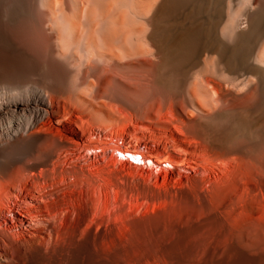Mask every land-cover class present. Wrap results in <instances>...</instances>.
<instances>
[{
  "label": "rangeland",
  "instance_id": "1",
  "mask_svg": "<svg viewBox=\"0 0 264 264\" xmlns=\"http://www.w3.org/2000/svg\"><path fill=\"white\" fill-rule=\"evenodd\" d=\"M217 1L0 0V77L17 71L69 95L110 100L109 130L129 125L133 138L123 137L140 150L162 149L179 112L196 124L223 112L244 125L255 146L247 156L264 161V0ZM239 37L249 47L242 60L234 55ZM247 156L216 199L204 187L175 185L173 200L155 201L156 209L134 201L128 232L75 244L55 264H264V171Z\"/></svg>",
  "mask_w": 264,
  "mask_h": 264
},
{
  "label": "bare ground",
  "instance_id": "2",
  "mask_svg": "<svg viewBox=\"0 0 264 264\" xmlns=\"http://www.w3.org/2000/svg\"><path fill=\"white\" fill-rule=\"evenodd\" d=\"M189 1L170 0L172 5ZM262 15L261 10L255 14L252 32L260 27ZM237 45L234 55L242 60L248 42L239 37ZM2 63L17 69L15 63ZM15 72L0 77V264H55L75 244L94 243L105 234L114 239L131 227L134 201L150 200L143 201L148 208L155 201L171 202L170 187L175 185L194 191L204 187L214 200L235 161L255 154L244 125L230 122L223 112L205 124L179 112L178 120H173L177 133L166 124L162 149L140 150L123 137L129 125L109 130L112 120L105 107L110 100L69 95ZM259 81L264 84V70ZM218 84L215 90L220 96L223 89ZM102 131L109 133L102 136ZM128 135L133 138V132ZM242 161L250 166L253 162ZM256 163L260 173L264 171V161ZM127 165L146 169L148 176L139 178L135 171L139 168H132L135 175Z\"/></svg>",
  "mask_w": 264,
  "mask_h": 264
}]
</instances>
